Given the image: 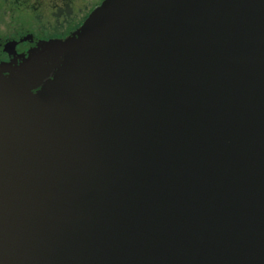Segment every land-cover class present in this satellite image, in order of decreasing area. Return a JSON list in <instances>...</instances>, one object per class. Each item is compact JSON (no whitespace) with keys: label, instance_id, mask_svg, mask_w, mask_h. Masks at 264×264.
I'll return each mask as SVG.
<instances>
[{"label":"water","instance_id":"obj_1","mask_svg":"<svg viewBox=\"0 0 264 264\" xmlns=\"http://www.w3.org/2000/svg\"><path fill=\"white\" fill-rule=\"evenodd\" d=\"M0 264H264V0H103L2 64Z\"/></svg>","mask_w":264,"mask_h":264},{"label":"rangeland","instance_id":"obj_2","mask_svg":"<svg viewBox=\"0 0 264 264\" xmlns=\"http://www.w3.org/2000/svg\"><path fill=\"white\" fill-rule=\"evenodd\" d=\"M101 2L102 0H0V38L4 41L16 32L27 31H33L42 37L48 33H62L72 26H79L85 20L83 16ZM57 21L61 23L58 24Z\"/></svg>","mask_w":264,"mask_h":264},{"label":"flooded vegetation","instance_id":"obj_3","mask_svg":"<svg viewBox=\"0 0 264 264\" xmlns=\"http://www.w3.org/2000/svg\"><path fill=\"white\" fill-rule=\"evenodd\" d=\"M15 1L19 2V0ZM93 9L94 7L89 10L85 16H83V18L85 17V20ZM84 21H82L81 24ZM60 23L61 22L59 21L58 24ZM81 24L76 27L72 26L69 29L62 31V33H48L45 34L46 36L43 35V37L42 35H38L33 31H27L26 33L16 32L15 35L7 37L4 41H2V38H0V69L2 64H4L5 62L14 61L17 63H21L24 58L33 56L34 48H36L38 44L44 41L66 38L67 36L72 34L78 27H80Z\"/></svg>","mask_w":264,"mask_h":264}]
</instances>
